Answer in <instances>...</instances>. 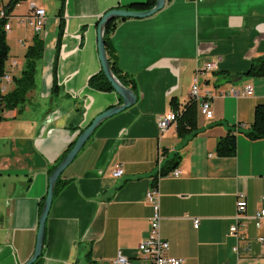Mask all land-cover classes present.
Here are the masks:
<instances>
[{
  "label": "crops",
  "instance_id": "crops-1",
  "mask_svg": "<svg viewBox=\"0 0 264 264\" xmlns=\"http://www.w3.org/2000/svg\"><path fill=\"white\" fill-rule=\"evenodd\" d=\"M147 1L26 0L10 13L6 69L15 77L35 36L21 22L32 13L31 2L46 10L48 22L35 86L22 110H6L0 120V264L30 260L50 168L96 116L122 104L116 92L89 86L102 68L99 20L113 8L148 10L132 6ZM111 42L119 66L136 80L137 102L104 121L63 172L65 185L54 197L35 264H114L119 252L132 264H151L138 246L154 215L146 196L155 187L169 256L183 264H264V242L257 240L264 223L247 225L250 245L242 242L240 254L237 238L229 235L238 196L246 197L249 215L264 209V139L238 132L234 157L216 150L230 127L242 124L247 130L256 106L264 104V76L247 75L264 58V0H167L152 16L119 19ZM14 60L17 69L10 66ZM209 61L217 70L198 79L202 98L211 93L213 117L199 112L193 137L180 138L176 125L162 133L158 123L173 110L172 100L180 108L188 102L197 72ZM248 85L251 95L244 94ZM177 153L181 175L161 176ZM116 165L124 169L118 178Z\"/></svg>",
  "mask_w": 264,
  "mask_h": 264
},
{
  "label": "trees",
  "instance_id": "trees-1",
  "mask_svg": "<svg viewBox=\"0 0 264 264\" xmlns=\"http://www.w3.org/2000/svg\"><path fill=\"white\" fill-rule=\"evenodd\" d=\"M2 1L0 0V3ZM18 1L11 0L9 4L5 5L8 13H11ZM155 5V1H147L143 3L132 4L133 7L138 9H151ZM64 12V3L62 4L60 15ZM62 22L60 24V30L58 35L57 43V56L60 51L62 36L64 33V21L62 15ZM119 19L110 20L105 28V44L106 51L109 58L111 68L119 79L126 87L131 88L135 93L137 92V84L134 77L125 72L118 64L117 55L113 49L111 42V33L116 27V22ZM100 22V20H99ZM98 22V23H99ZM6 20H0V77L3 76L6 70V62L9 57L10 47L7 41V32L4 30ZM45 51V40L41 35L35 34L33 43L29 46L25 55V64L23 71L19 77H15L14 88L5 95L0 94V120L3 119L2 114L6 110L20 109L22 110L28 100L29 92L34 88L36 82L37 65L38 62L44 56ZM56 56V59H57ZM56 74V66H55ZM247 75L251 76H264V58L255 60ZM89 86L91 88L100 91H114L115 89L107 79L103 69L91 76L89 79ZM58 89L56 79H54L53 92ZM121 100V99H120ZM173 110L176 112V130L177 135L184 139L188 136H195L197 134L198 126V102L196 100L188 101L182 108L179 107V103L172 100ZM243 125H235L230 127L226 136L220 138L217 142V154L221 157H234L237 153V133L242 132L246 134L252 140L264 139V104H258L255 108L254 121L250 127L245 130ZM82 132V130H81ZM77 138H75L65 149L62 155L55 161L53 166L49 170V175L56 169L59 163L67 156L70 150L74 147ZM182 160V156L177 153L173 160L168 161L165 166L161 169L160 175L165 176L170 171L179 167ZM158 176L155 178L157 183ZM65 182L60 177L55 187V196L63 189ZM46 196L41 201L40 214L43 209L44 201ZM89 258H91V252H89ZM89 264H95L94 261H90Z\"/></svg>",
  "mask_w": 264,
  "mask_h": 264
},
{
  "label": "built area",
  "instance_id": "built-area-1",
  "mask_svg": "<svg viewBox=\"0 0 264 264\" xmlns=\"http://www.w3.org/2000/svg\"><path fill=\"white\" fill-rule=\"evenodd\" d=\"M14 1H26V0H14ZM32 13L21 19V22H28L35 34L42 35L45 32L46 24L48 22L47 12L44 8L37 6L35 3L31 2ZM0 20H6L4 30L9 33L11 30V14L7 12L3 2L0 3ZM8 61V60H7ZM9 62V61H8ZM7 63V62H6ZM11 68L17 69L20 64L17 60L12 61ZM218 66L216 62H206L201 70L196 74L194 83L190 91V97L188 101L196 100L198 102V108L200 114L204 115L207 119L213 117V110L211 106V93H204L205 97L202 98L203 92L201 91L200 82L198 77L200 74L205 72H214L217 70ZM15 75L10 69H6L3 76L0 77V94H8L14 87ZM236 91L232 90L230 94H235ZM253 93V88L248 85L245 90V95H251ZM159 128L162 133L167 131L171 126L176 125V112L171 110L167 114L163 115L159 120ZM124 174V169L121 165H116L113 171V176L118 178ZM168 175L179 177L181 175V170L176 168L168 173ZM147 201L154 208V215L150 220V228L147 235L141 241L138 246V252L146 259H148L151 264H183L184 260L180 258H175L169 256L170 244L161 235V224L162 216L160 214L159 205V192L155 188H152L147 193ZM234 222L230 226L229 235L237 238L238 246L236 248V253L240 254V244L246 242L250 245L248 235H247V225L249 223H254L257 228H261L264 223V209L256 212L253 215L248 214V201L245 196L240 195L236 202V212L234 215ZM200 224V219L196 218L194 220L195 228H198ZM259 242H264V236H259L257 238ZM114 264H132V259L123 253L119 252L114 259Z\"/></svg>",
  "mask_w": 264,
  "mask_h": 264
},
{
  "label": "water",
  "instance_id": "water-1",
  "mask_svg": "<svg viewBox=\"0 0 264 264\" xmlns=\"http://www.w3.org/2000/svg\"><path fill=\"white\" fill-rule=\"evenodd\" d=\"M166 1L167 0H156L154 7L143 11L126 9V8H113L107 11L100 19V22L97 24L98 50H99V58L101 61L102 69L107 79L115 89V92L119 95L122 104L114 106L102 112L101 114L96 116V118L92 121V123L88 127L84 128L82 132L80 131L77 140L74 144V147L70 150L67 156L59 163L56 169L49 176V187L39 219V230L37 235L35 251L33 256L30 258V260L25 264H35L43 253L47 220L54 201L55 187L58 179L62 176L65 169L75 160V158L82 150V148L85 146L87 141L92 137L96 129L104 121L132 107L137 102V94L131 88L126 87L123 83H121L111 68L106 51V44H105V28L107 23L113 19L145 18L152 16L165 6Z\"/></svg>",
  "mask_w": 264,
  "mask_h": 264
},
{
  "label": "rangeland",
  "instance_id": "rangeland-1",
  "mask_svg": "<svg viewBox=\"0 0 264 264\" xmlns=\"http://www.w3.org/2000/svg\"><path fill=\"white\" fill-rule=\"evenodd\" d=\"M25 8H23L22 10H24ZM11 43L14 44V41L12 39H10Z\"/></svg>",
  "mask_w": 264,
  "mask_h": 264
}]
</instances>
